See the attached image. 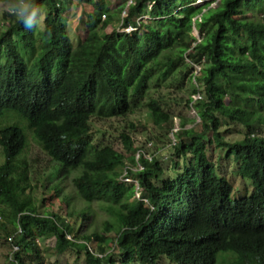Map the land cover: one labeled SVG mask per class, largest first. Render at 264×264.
I'll use <instances>...</instances> for the list:
<instances>
[{"label":"trees","instance_id":"1","mask_svg":"<svg viewBox=\"0 0 264 264\" xmlns=\"http://www.w3.org/2000/svg\"><path fill=\"white\" fill-rule=\"evenodd\" d=\"M62 1L35 0L44 31L39 21L25 29L7 12L0 27V239L12 246L11 262L44 264L46 252L50 258L57 255L52 264H62V253L69 251L77 263L82 258L85 264H128L136 259L157 264L160 254L176 259L174 242L187 249L191 240L203 235L196 251L204 253L205 260L182 264H213L215 253L227 250L250 252L249 258H235L236 264H264V135L257 132L264 116L232 104L241 99L264 104V80L256 75L261 73L259 64L264 67V14L259 23L242 18L241 0H220L215 6L210 2L197 6L195 0H135L127 21L138 24L139 13L153 18L131 34L120 33L115 26L102 35V14L113 18L126 1L118 0L114 6L107 0H77L89 3L92 10L84 12L86 36L75 43L67 34ZM253 1L264 5V0ZM194 26L201 31L200 41L192 32ZM39 28L41 36L36 37ZM173 47L178 56L190 59L189 66L201 65V71L191 75L198 84L191 94L200 97L190 95L186 100L201 121L184 128L195 119L182 118V128L174 132L175 152L183 158L191 153L193 161L158 188L153 183L164 168L159 158L146 156L154 140L137 144L122 132L127 154L110 144L98 147L90 125L94 117H123L145 105L149 113L136 123L152 127L165 144L171 141L174 119L164 108L162 95L149 94V82L156 71L166 75L163 67L174 57L165 63L161 56ZM21 48L24 54L36 53L25 60ZM221 117L249 129L242 138L231 140L220 130ZM24 125L33 131L43 155L21 156L28 149ZM224 147L239 161L242 177L251 179V195L233 200L232 184L215 172L208 149L214 153ZM50 165L59 173L75 170L73 191L61 201L70 216L81 219L78 225L49 205L40 206L44 199L35 194L40 186L36 181L48 178ZM179 166L174 160V168ZM61 181L58 178L51 186L54 195ZM143 197L158 205L156 215ZM74 198L101 204L107 214L101 229L84 232L92 213L84 206L76 213ZM110 232L122 263L113 260V253L102 256L88 250L93 241L105 254L103 243ZM52 238L53 248L39 245Z\"/></svg>","mask_w":264,"mask_h":264},{"label":"rangeland","instance_id":"2","mask_svg":"<svg viewBox=\"0 0 264 264\" xmlns=\"http://www.w3.org/2000/svg\"><path fill=\"white\" fill-rule=\"evenodd\" d=\"M111 4L114 3L117 4L118 0H107ZM206 1L210 0H195L194 4L197 6H203ZM214 0H211L210 2H213ZM8 0H0V27L3 24L5 20L2 19L5 12L4 8L7 4ZM242 5L244 6L245 10L247 12L253 13L251 16L255 18L256 20L260 21V15L264 14V7L262 5L255 4L253 2H248L246 0H242ZM212 6V5H210ZM62 7L65 9L63 12V16L65 18L67 29L70 32L71 37L68 32V37L71 40L74 41H80L82 40L86 35V19L83 15V11H90L91 6L90 5H81L78 4L76 0L68 1L63 0L62 1ZM206 11V10H204ZM115 21H117V13H114ZM111 25V24H110ZM39 26L44 31V22L43 17L39 21ZM103 27V26H102ZM40 28L36 31V37L41 36V30ZM0 30H3V28H0ZM193 34L200 40L202 38L201 31L194 26L193 28ZM105 31L101 30V34L105 35ZM38 45L37 47H39ZM39 50V48H37ZM22 54H24L25 50L23 48L20 49ZM237 53L239 51L236 49ZM177 52L179 50L177 47H173L170 50H166L165 53L162 54L161 60L166 63L168 57H174L173 62L171 65H165L163 67L166 75L161 76L160 71H156L152 77V79L149 82V94L151 96H158L162 95L163 99V105L164 108L172 115L174 122L179 125V122L182 120L183 117L189 118L195 114L194 110L190 109V106L186 103V100L190 95L195 96L194 98H198L199 94H191L192 88L194 84H197L196 81L191 76L194 72L193 68L190 67L189 59L182 58L181 56L177 55ZM33 52L31 54H25L26 58L29 59L30 57H34ZM164 63V64H165ZM196 71V70H195ZM198 71H196L197 73ZM241 100H234L232 104H236V102ZM251 108H254L257 113H261L264 116V104L261 106H258L257 103H249ZM149 110L145 105H140L139 107H136L133 113H129L123 117H111L109 119H98L94 117L91 122V131H92V138L95 144L98 147L110 144L116 147L118 150L123 151L127 153L125 148L123 147V142L121 139L120 134L122 132H126L131 136L134 140L137 141V144L145 143V141L149 138L154 140V144L152 147H148L147 150L150 153L155 152L156 150L159 152H162V156L160 157L161 163L164 168V173L161 178H168L173 177L176 173L177 169H182L184 166H186L190 161V155H188L187 158L178 157L176 154H174V149L172 147H168L169 145L166 144V146H162L165 144L164 142L166 139H164L163 135L161 137H157L152 132V127H147L141 123V125H138L136 123L140 118L148 115ZM255 118V116H253ZM225 120V121H224ZM223 124L221 126V131L224 132V134H227L229 139L234 140L241 138L243 135V132L247 131L249 128L242 125L239 122H235L232 120L224 119ZM192 123V122H191ZM189 123V124H191ZM159 130H164L161 128H158ZM199 129L201 127L199 126ZM257 132L264 134V125L260 126V129L257 130ZM32 137L33 134H31ZM31 154V153H40L43 155V152L40 148V146L33 140H30V145L27 151L22 152V157L25 154ZM130 154V153H127ZM209 155H211L214 158L215 162V172L218 174H224L227 176V180L232 183L233 185V191L231 194V198L233 200L238 199L240 197L249 196L253 192V185L250 178H242L239 175V164L235 159V156L233 154L228 155L227 148H218L214 153L209 152ZM150 157V154L148 155ZM174 160H178L180 166L174 168ZM51 167V165H50ZM75 170H71L70 172H54L52 167L48 171V178H43L41 181H36L40 185L37 190H35V194L37 193L38 197H42L44 199L43 202H40V206L43 209L44 206L49 205L52 210H56L60 212L61 216H66V218L76 225L81 221L79 217L70 216L68 214V211L66 209V206L64 202L61 200L65 195H69L70 192L73 191L71 176H73L72 172ZM238 177L237 182H233L232 180H235ZM58 178H61L60 187L61 189L57 193V195H54L56 192L54 189H51V186L56 182ZM232 179V180H231ZM42 182V184H41ZM136 183L137 181L135 179H132V181ZM245 183L250 184V188H247ZM50 188V190H49ZM54 195L53 198L50 199V196ZM135 196H139L137 193ZM143 202L145 204H149L150 202L146 197H143ZM72 204L75 205V212L78 213L79 209L84 206L89 207L92 215L90 216V220L86 221L84 223V232H91L95 230L101 229V224L103 221L107 218V214L102 208L100 203H94L91 204L85 203L83 200L79 199H73ZM116 211H119L116 209ZM39 245L44 247L45 250H48L49 247L53 248L55 245V239H49L45 242L38 241ZM105 245L110 248L108 251H113V235L111 233L107 234V240L105 241ZM94 246L95 245H91ZM96 252V250H93ZM12 252V246L11 244L5 240L4 237L0 239V264H13L11 260L13 257L11 256ZM234 255V253H232ZM232 255L229 252H219L216 264H226L232 257ZM50 258L46 255L45 252V259L44 264H52V260L57 259V255H53ZM118 260L119 263H121V259H119L117 256L114 257ZM61 261L62 264H85L83 259L81 258L80 261L77 263L75 262V255H73L71 252L66 251L62 253L61 255ZM55 262V261H54ZM166 262L165 259H161L160 263L164 264ZM130 264H143L142 262L138 260L132 261ZM167 264V263H166ZM168 264H177L174 262H169Z\"/></svg>","mask_w":264,"mask_h":264},{"label":"clouds","instance_id":"3","mask_svg":"<svg viewBox=\"0 0 264 264\" xmlns=\"http://www.w3.org/2000/svg\"><path fill=\"white\" fill-rule=\"evenodd\" d=\"M68 1H73V0H68ZM77 1V0H76ZM126 2V7H124V9L123 10H121L120 11V13H118V17H117V21H115V18H114V16H113V18H109L108 16H106V14H102V21H101V24H100V32H101V30H102V28H103V30L107 33V32H109V31H111L112 30V28H115V26H116V28H117V31L118 32H124V33H129V34H131L132 32H134V31H137V30H139L140 28H141V22H146L147 20H149V19H152L153 17H151L149 14H145V13H139L138 14V17H137V22H138V24H135V23H133V22H128L127 21V18H128V10H129V7L131 6V5H133V4H135V0H134V3H132L131 5H129V6H127V0H125ZM211 1V0H210ZM210 1H206V2H210ZM220 0H214L213 2H210V5H212V6H215L218 2H219ZM246 1H248V2H253V3H255L256 4V2H254L253 0H246ZM78 2V1H77ZM205 2V3H206ZM195 3V2H194ZM204 3V4H205ZM240 3H241V6L244 8V6L242 5V0L240 1ZM78 4H81V5H90L89 3L88 4H86V3H78ZM258 5H261V4H258ZM263 7H264V5H262ZM127 9V17H125V19H124V22H123V24H122V21H123V19H122V12L124 11V10H126ZM245 9V8H244ZM65 10V9H64ZM91 10H92V8H91ZM90 10V11H91ZM4 11H6L9 15H11V16H14L18 21H21L22 23H23V26H24V28L25 29H32L36 24H37V22L39 21V19H40V17L42 16V10H41V8L36 4V2H35V0H8V2H7V4L5 5V8H4ZM86 11V10H85ZM85 11H83V15H84V17H85V19H86V16H85V14H84V12ZM86 12H89V11H86ZM253 13H251V12H247L246 10H245V13H244V15L242 16V18H244V19H247V20H250V19H252L253 21H255L256 23H259V21L258 20H256L255 18H253L251 15H252ZM262 15V14H261ZM260 15V16H261ZM64 17V16H63ZM115 17H116V15H115ZM155 18H157V17H155ZM64 20H65V18H64ZM65 24H66V21H65ZM111 24V25H110ZM129 25H133V26H136L137 28H136V30H126V28L129 26ZM103 26V27H102ZM66 29H67V24H66ZM69 30L67 29V32H68ZM87 32V31H86ZM105 33V34H106ZM68 34L71 36V34H70V32H68ZM86 36V35H85ZM72 37V36H71ZM73 38V37H72ZM201 40V39H200ZM199 40V41H200ZM72 42H75V43H77V42H79V41H74V40H72ZM26 54V53H25ZM24 54V55H25ZM24 58H25V60H29V59H27L26 58V56H24ZM186 59H189V58H186ZM189 63H191V61H190V59H189ZM192 68H193V70H194V72L193 73H195L196 74V71H201L200 69H201V65L200 64H194V65H190ZM258 69L260 70V72L261 73H257L256 72V75L257 76H260L263 80H264V67L262 66V65H260L259 64V66H258ZM196 70V71H195ZM197 72V73H198ZM193 79H194V77H193ZM195 80V79H194ZM196 81V80H195ZM196 83H197V81H196ZM196 85H198V84H196ZM195 95H197V93L195 94ZM193 98L195 97V96H192ZM199 97H200V94H199ZM198 97V98H199ZM195 100L197 99V98H194ZM253 102H255V101H253V100H248L247 102H245V101H243L242 99H241V101H238V102H236V104H238V103H240L241 104V107H244V108H246V109H248V110H250V109H252L251 107H250V104L249 103H253ZM194 103V102H193ZM256 103V102H255ZM190 109L191 110H194L195 111V114L192 116V118H194L195 120H194V122H190L191 124H186L185 125V127L184 128H191V127H193L195 124H197L198 122H200L201 121V117L198 115V111H197V109L194 107V106H190ZM254 109V108H253ZM218 114V113H217ZM189 118H191V117H189ZM224 119H227V120H232V121H235L236 122V120H233V119H230V118H228V117H221L220 118V130H221V126H222V124H223V120ZM20 121H21V119H20ZM182 121V120H181ZM181 121L179 122V125H177V123H174V126L172 127V129H171V131H170V133H169V136H170V138H171V141H168L166 144L167 145H169L168 147L170 148V147H172L173 149H174V154L176 153L175 152V143H176V140H175V136H174V132L175 131H177V130H179V129H181L182 128V126H181ZM225 121V120H224ZM238 122V121H237ZM240 123V122H239ZM243 125V124H242ZM27 125H24V127H23V130H24V132H25V135H26V140H27V145H26V147L25 148H29V145H30V140H33V141H37L36 140V137H35V135H34V133H33V131L31 130V129H28V128H25ZM25 128V129H24ZM248 131V130H247ZM247 131H245V132H247ZM245 132H243V135H242V137L244 136V134H245ZM31 134H33V136L34 137H32L31 136ZM261 134V133H260ZM212 135V131L210 130V136ZM227 135V134H226ZM264 135V134H263ZM228 136V135H227ZM241 137V138H242ZM37 143V142H36ZM38 144V143H37ZM166 144H163L162 146H166ZM39 145V144H38ZM150 147H152V143H149L148 144ZM210 146V145H209ZM218 150V149H217ZM208 153H209V149H208ZM150 154V157L148 156ZM136 158L137 157H139V151H136ZM176 155L178 156V157H182L183 158V156H179L177 153H176ZM188 155H190V161H193V154H191V153H188L186 156H185V158H187L188 157ZM146 156L148 157V158H150V159H152V157L153 156H155V157H157V158H159V161H160V163H161V160H160V157L162 156V152H159V151H155V152H153V153H147L146 154ZM214 159V158H213ZM190 161H189V163H190ZM237 162H238V164H239V161L238 160H236ZM188 163V164H189ZM162 164V163H161ZM187 166V165H186ZM186 166H184L182 169H180L179 170V172L178 173H175V175L173 176V177H168V178H161L162 177V175H163V173H164V171L160 174V175H158L156 178H155V180H154V185L155 186H157L158 188H162L163 187V185H164V181L165 180H167V179H174V178H176L177 176H178V174H180V173H182L185 169V167ZM239 166H240V164H239ZM136 167L137 168H139V169H142L143 168V165L141 164V163H138L137 165H136ZM136 167H134V169H136ZM162 167H163V165H162ZM53 169V168H52ZM54 171V170H53ZM55 172V171H54ZM221 175L222 176H224L226 179H227V176L226 175H224V174H222L221 173ZM239 175L242 177V175L240 174V171H239ZM242 178H245V177H242ZM124 180L125 181H132V178H130V177H125L124 178ZM232 180V179H231ZM239 179H238V177L235 179V180H232L233 182H237ZM137 181V180H136ZM229 182V181H228ZM135 184H137V182L135 183ZM232 184V183H231ZM244 185L246 186V183L244 182ZM233 186V185H232ZM233 191V190H232ZM138 194V193H137ZM232 194V193H231ZM139 195V194H138ZM149 200V199H148ZM150 202V201H149ZM145 206L147 207V206H150V208H151V210L153 211V213H154V215H156L157 214V209H158V205L156 204V203H153V202H151L150 203V205L149 204H145ZM208 231H210L211 233H213V231H212V229L210 228ZM111 233V232H110ZM108 234V233H107ZM112 234V233H111ZM113 235V234H112ZM69 236V235H68ZM107 236V235H106ZM203 236V235H202ZM202 236L200 237V238H198L196 241H190V245H189V247L187 248V249H183V246L180 244V243H176V242H174V245L177 247V251L175 252V255H174V257L176 258V259H174V258H172V257H170V256H168V255H166V254H160L158 257H157V264H161L160 263V260L161 259H165L166 260V262L164 263V264H168L169 262H174V263H177V264H182L181 262H183V261H195V260H199L200 262H203L204 260H205V258L207 257L204 253H201V252H197L196 251V248H197V244H198V242L200 241V239L202 238ZM70 237V236H69ZM107 240V239H106ZM105 240V241H106ZM114 242H115V238L113 237V247H114ZM88 246V250L89 251H91V252H94L93 250L95 249L96 250V252L98 253V255H102V256H105L106 254H108V253H113L114 255H113V260H115V261H117L118 262V260L117 259H115L114 257L115 256H117L119 259H121V257L118 255V250L116 251V250H114L113 249V251L112 252H110V251H108V249H110V248H108L106 245H105V242L103 243V246H105L106 247V253L104 254V253H100L99 252V249L97 248V246L95 245V243L93 242V241H91V242H89L88 244H87ZM91 245H95L94 246V248H93V246H91ZM219 252H229L231 255H232V253H234V255H232V257L231 258H229L230 260L226 263V264H236V262H235V258H237V257H240V256H246L245 258H249L250 256H251V254H250V252H246V253H240V252H236V251H233V250H227V251H219ZM219 252H217V253H215V260H214V263L213 264H216V261H217V257H218V253ZM240 255V256H239ZM137 260V259H136ZM121 261H122V259H121ZM138 261H140V260H138ZM140 262H142V261H140ZM119 263V262H118ZM122 263V262H121ZM131 262H129L128 264H130ZM122 264H124V263H122ZM184 264H190V263H184ZM254 264H257V263H254Z\"/></svg>","mask_w":264,"mask_h":264},{"label":"built area","instance_id":"4","mask_svg":"<svg viewBox=\"0 0 264 264\" xmlns=\"http://www.w3.org/2000/svg\"><path fill=\"white\" fill-rule=\"evenodd\" d=\"M132 3H134V0H127V6L131 5ZM125 17H127V9L122 12V19H123L122 24L124 22ZM136 28H137L136 26L129 25L126 28V30H128V31L133 30L134 31V30H136Z\"/></svg>","mask_w":264,"mask_h":264}]
</instances>
